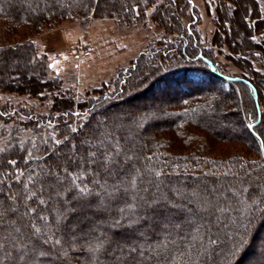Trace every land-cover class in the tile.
<instances>
[{
  "label": "trees",
  "instance_id": "obj_1",
  "mask_svg": "<svg viewBox=\"0 0 264 264\" xmlns=\"http://www.w3.org/2000/svg\"><path fill=\"white\" fill-rule=\"evenodd\" d=\"M218 1L212 46L191 0H167L152 19L175 42L77 100L32 39L75 18L144 24L157 0H0V91L53 100L16 122L48 138L16 127L0 151V264H264V9ZM229 143L257 158L212 154Z\"/></svg>",
  "mask_w": 264,
  "mask_h": 264
},
{
  "label": "rangeland",
  "instance_id": "obj_2",
  "mask_svg": "<svg viewBox=\"0 0 264 264\" xmlns=\"http://www.w3.org/2000/svg\"><path fill=\"white\" fill-rule=\"evenodd\" d=\"M229 1L236 2V0ZM257 1L264 9V0ZM166 2L167 0H157L154 6L147 9V18L144 24L127 25L119 19L109 17L93 16L88 21L75 18L60 22L52 29L43 30L32 39V42L38 46L39 54L48 56L49 76L57 77L62 81L61 93H68L77 100H84L88 98L89 93L102 88L105 84L110 85L117 78L120 71L129 68L132 62L143 52L149 50L151 46L157 45L160 41L165 43L175 42L176 34L167 36L165 30L152 19L156 8ZM191 2L200 18L198 30L202 40L207 47H210L217 30L216 9L219 1L191 0ZM11 39L17 42L25 41L21 36H12ZM8 40L11 41L10 38ZM73 42L85 44L90 50L89 56L81 59L54 58L57 50L63 49ZM228 42L230 45L232 44L231 39ZM214 51L220 66L225 71L235 75L242 73L236 63L228 57L230 53L226 46L222 48L215 46ZM12 63L14 64V59ZM11 67L12 65H8L6 74L12 83H17V79H14L13 75L20 72L19 66L16 67V71ZM260 71L264 74L263 69ZM43 96L44 98H31L27 95L0 91V109L16 110L22 114V116H19L18 113L10 116L5 115L12 120L9 123L0 122V151L5 147V143L14 129L16 127L20 129L16 122L29 119L25 117L27 113L33 112L40 116H47L51 113L52 94L48 93ZM151 102L150 98L138 99L137 101V103L144 106H148ZM51 127L42 128L38 136L40 143H42L41 139L50 136ZM23 130L20 129L22 138L37 140L38 137L32 131ZM212 154L215 156L231 157L239 155L253 159L257 158V155L246 144L236 143L220 144L213 150Z\"/></svg>",
  "mask_w": 264,
  "mask_h": 264
},
{
  "label": "built area",
  "instance_id": "obj_3",
  "mask_svg": "<svg viewBox=\"0 0 264 264\" xmlns=\"http://www.w3.org/2000/svg\"><path fill=\"white\" fill-rule=\"evenodd\" d=\"M89 48L80 42H73L66 45L63 49L57 50L55 52V59L64 58V59H81L85 56H89Z\"/></svg>",
  "mask_w": 264,
  "mask_h": 264
}]
</instances>
